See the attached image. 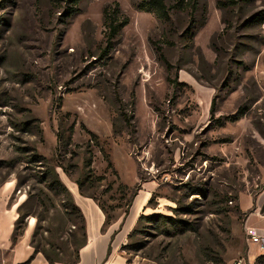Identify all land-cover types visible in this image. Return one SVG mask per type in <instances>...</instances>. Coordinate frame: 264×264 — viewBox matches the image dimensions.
<instances>
[{"label":"rangeland","instance_id":"1","mask_svg":"<svg viewBox=\"0 0 264 264\" xmlns=\"http://www.w3.org/2000/svg\"><path fill=\"white\" fill-rule=\"evenodd\" d=\"M140 1L0 0V264H72L76 182L111 223L138 210L126 263L264 264V0Z\"/></svg>","mask_w":264,"mask_h":264},{"label":"crops","instance_id":"2","mask_svg":"<svg viewBox=\"0 0 264 264\" xmlns=\"http://www.w3.org/2000/svg\"><path fill=\"white\" fill-rule=\"evenodd\" d=\"M74 200L81 209L86 223V243L79 251V260L76 264H141L126 263L119 252V247L129 234L138 210L134 216L131 214L126 222H121L120 226L115 222L106 225L105 215L96 203L87 201L81 195L74 197ZM110 246L111 253L108 254ZM30 255L27 254L26 261L20 263L16 261L13 264H48L42 254H35L29 259Z\"/></svg>","mask_w":264,"mask_h":264},{"label":"trees","instance_id":"3","mask_svg":"<svg viewBox=\"0 0 264 264\" xmlns=\"http://www.w3.org/2000/svg\"><path fill=\"white\" fill-rule=\"evenodd\" d=\"M73 1L74 3L79 2V0H73ZM171 1H172V4L168 5L166 0H141L140 3L137 4L136 8L139 11L153 13L159 18L166 19V20L171 18L172 10H176V11L184 10V11H187V13L190 15L191 20L193 21L194 15L198 9L199 0H171ZM103 12H104V24L106 27V33H105L106 51L107 50L109 51L110 49L113 48L115 39L118 37L123 27H125L128 24L129 19L128 17L122 14L118 3H114L113 5H107L104 8ZM251 21L254 23H264V11H260L259 13L254 14L251 18ZM213 110H214V101L212 102V107H211L212 113H213ZM76 184L78 185L80 193L83 196L84 194L81 191V185L78 182H76ZM64 190L69 193L67 188H65ZM90 198L93 199V197H90ZM98 206L105 215V218H106L105 224L110 225L111 220L109 219L104 207L99 204ZM75 208L79 212L81 222H82L80 226V230L82 231L84 243L79 248L81 249L86 243V223H85V217L81 209L77 205L75 206ZM128 213L129 211L127 210L125 212V216H127ZM113 238H114V235L112 236V240ZM110 253H111V246L108 249V254ZM43 254L47 262L51 264L52 260H50V258L45 253ZM78 260H79V252L77 253L76 259L72 262V264H76Z\"/></svg>","mask_w":264,"mask_h":264},{"label":"built area","instance_id":"4","mask_svg":"<svg viewBox=\"0 0 264 264\" xmlns=\"http://www.w3.org/2000/svg\"><path fill=\"white\" fill-rule=\"evenodd\" d=\"M248 236L252 243L259 244L260 249H264V238L259 234L258 230L249 229Z\"/></svg>","mask_w":264,"mask_h":264},{"label":"bare ground","instance_id":"5","mask_svg":"<svg viewBox=\"0 0 264 264\" xmlns=\"http://www.w3.org/2000/svg\"><path fill=\"white\" fill-rule=\"evenodd\" d=\"M144 198V197H143ZM145 200V199H144ZM142 203V202H141Z\"/></svg>","mask_w":264,"mask_h":264}]
</instances>
